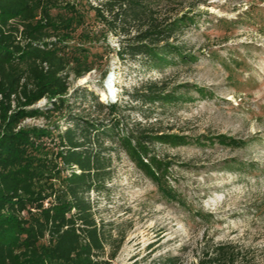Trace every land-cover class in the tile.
Segmentation results:
<instances>
[{
    "label": "trees",
    "instance_id": "trees-1",
    "mask_svg": "<svg viewBox=\"0 0 264 264\" xmlns=\"http://www.w3.org/2000/svg\"><path fill=\"white\" fill-rule=\"evenodd\" d=\"M168 3L0 0V264H110L124 235L113 222L97 220L88 196L110 179L112 148L105 140L117 141L166 198L174 197L167 163L147 144L191 141L141 128L120 132L117 101H100L86 87L70 91L73 81L99 69L109 53L155 65L189 60L185 48L168 39L195 19L185 14L162 20L158 8ZM109 35L120 38L116 50ZM100 75L105 79L107 69ZM131 97L145 103L177 98L151 84ZM92 107L107 109L108 119L90 118ZM249 254L238 244L218 242L203 247L198 264H253Z\"/></svg>",
    "mask_w": 264,
    "mask_h": 264
},
{
    "label": "rangeland",
    "instance_id": "rangeland-1",
    "mask_svg": "<svg viewBox=\"0 0 264 264\" xmlns=\"http://www.w3.org/2000/svg\"><path fill=\"white\" fill-rule=\"evenodd\" d=\"M185 14L195 23L168 41L183 46L189 60L155 65L113 52L70 89L86 87L100 101H117L120 132L141 128L191 141L147 144L167 163L174 197L166 198L108 140L110 179L88 196L97 220L113 222L124 235L110 264H198L203 247L218 242L249 249L252 263L264 264V0H170L157 11L166 21ZM119 40L109 35L110 47L116 50ZM150 84L177 98L145 103L131 97ZM90 111V118L108 119L107 109Z\"/></svg>",
    "mask_w": 264,
    "mask_h": 264
},
{
    "label": "bare ground",
    "instance_id": "bare-ground-1",
    "mask_svg": "<svg viewBox=\"0 0 264 264\" xmlns=\"http://www.w3.org/2000/svg\"><path fill=\"white\" fill-rule=\"evenodd\" d=\"M105 98V94L103 95V99Z\"/></svg>",
    "mask_w": 264,
    "mask_h": 264
}]
</instances>
